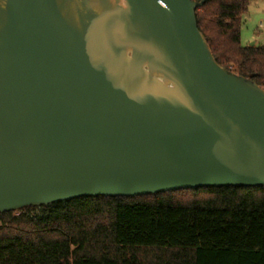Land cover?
Here are the masks:
<instances>
[{
	"label": "water",
	"instance_id": "1",
	"mask_svg": "<svg viewBox=\"0 0 264 264\" xmlns=\"http://www.w3.org/2000/svg\"><path fill=\"white\" fill-rule=\"evenodd\" d=\"M192 0H0V214L264 187V90Z\"/></svg>",
	"mask_w": 264,
	"mask_h": 264
},
{
	"label": "trees",
	"instance_id": "2",
	"mask_svg": "<svg viewBox=\"0 0 264 264\" xmlns=\"http://www.w3.org/2000/svg\"><path fill=\"white\" fill-rule=\"evenodd\" d=\"M248 7L205 0L197 23L217 63L264 90V46L241 42ZM0 264H264V187L86 197L0 214Z\"/></svg>",
	"mask_w": 264,
	"mask_h": 264
},
{
	"label": "rangeland",
	"instance_id": "3",
	"mask_svg": "<svg viewBox=\"0 0 264 264\" xmlns=\"http://www.w3.org/2000/svg\"><path fill=\"white\" fill-rule=\"evenodd\" d=\"M242 22V45L250 46L256 42L258 46H264V0H249Z\"/></svg>",
	"mask_w": 264,
	"mask_h": 264
},
{
	"label": "crops",
	"instance_id": "4",
	"mask_svg": "<svg viewBox=\"0 0 264 264\" xmlns=\"http://www.w3.org/2000/svg\"><path fill=\"white\" fill-rule=\"evenodd\" d=\"M242 38H243V34H242V31H241V42H242ZM250 46H258L256 42H253Z\"/></svg>",
	"mask_w": 264,
	"mask_h": 264
}]
</instances>
